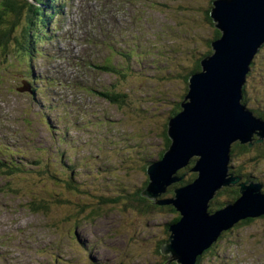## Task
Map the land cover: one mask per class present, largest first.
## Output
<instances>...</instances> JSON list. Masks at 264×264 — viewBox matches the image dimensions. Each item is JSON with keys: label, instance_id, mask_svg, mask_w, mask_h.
<instances>
[{"label": "rangeland", "instance_id": "obj_1", "mask_svg": "<svg viewBox=\"0 0 264 264\" xmlns=\"http://www.w3.org/2000/svg\"><path fill=\"white\" fill-rule=\"evenodd\" d=\"M47 1L42 8L50 12L47 20L52 28L49 38L43 37L42 46L39 43L38 53L17 61L12 58L13 47L7 46L4 51L11 59L6 57V64L0 65V145L15 154L10 166L24 169L0 172V264H142L157 263L161 257L168 262V255L158 248L164 240V246L170 244L169 223L176 215L158 213L156 208L138 215L133 211L137 203L127 198L141 191L148 179L147 166L170 148L159 123L167 125L174 106L181 111L195 60L213 55L210 44L221 37L215 39L216 28L197 18L207 0H126L127 14L121 1L117 7L112 0H57L54 12H63L58 20ZM186 9L188 16L177 13ZM202 10L206 18L207 11ZM84 30L89 32L87 39L98 43L77 44ZM32 33L34 40L41 36L40 29ZM256 53L252 76L241 88L248 93L249 86L264 84V43ZM73 56L74 62L84 58L91 69L72 64ZM106 59L114 73L105 71ZM18 62L32 65V72ZM23 80L32 85L34 94L16 92ZM103 92L115 94L114 102L103 98ZM62 133L65 139L58 136ZM100 136L106 142L103 147L94 140ZM116 137L121 142L111 144ZM245 144H254L253 150L229 154L234 159L228 165L262 183L264 196V140L257 137ZM192 158L172 175L181 181L165 186L153 199L145 197L148 203L154 200L155 206H166L163 201L175 200L173 188L187 187L197 179L191 169L199 157ZM61 172L73 180L72 193L64 182L58 185ZM50 174L53 179L46 177ZM236 187H222L217 199L208 203L209 210H221L215 202L230 199ZM75 197L85 210L77 216V228L66 204ZM232 229L223 230L220 240L205 254L199 253L193 264L198 257L200 264H264V214Z\"/></svg>", "mask_w": 264, "mask_h": 264}, {"label": "water", "instance_id": "obj_2", "mask_svg": "<svg viewBox=\"0 0 264 264\" xmlns=\"http://www.w3.org/2000/svg\"><path fill=\"white\" fill-rule=\"evenodd\" d=\"M210 16L221 37L210 44L213 55L199 61L202 71L190 75L181 111L168 122L171 146L146 171L150 182L141 192L148 199L155 198L165 186L181 181L172 177L178 169L192 157H199L191 169L198 174L197 179L187 187L174 189V201L161 204L172 205L180 215L179 221L168 228L172 241L160 251L178 264H193L223 230L264 214L261 185L253 183L241 185L237 204L207 213L216 191L240 180L225 174L232 142H249L257 129L256 136L264 140V123L244 109L239 94L256 49L264 43V0H216Z\"/></svg>", "mask_w": 264, "mask_h": 264}, {"label": "trees", "instance_id": "obj_3", "mask_svg": "<svg viewBox=\"0 0 264 264\" xmlns=\"http://www.w3.org/2000/svg\"><path fill=\"white\" fill-rule=\"evenodd\" d=\"M56 1L57 0H48L47 2L49 4H53V3H56ZM214 1H216V0H207L205 5H202V7L197 10V14L199 15V16L197 15L198 20L200 22L208 24L210 27H215L214 22H213V20H212V18L210 16V10H211V7H212ZM42 7H43V0H0V53H1L0 59H1L2 55H3V57L5 56L2 60H0L1 63H5V61L7 60L6 57L8 58V60L11 59L10 56L7 55L8 53L6 54V52L4 51V48L7 47V46H12L13 47V51L12 52L15 53V54H13L12 58L13 59L14 58L17 59V61L20 60L21 58L25 57V55H28L29 53H32L34 51L38 52L37 40H34L36 35H35V33H32V32L33 31H37L39 29L41 31L42 27L44 25H49V23H50L47 20V18H48L47 16L50 17V15H47V14H49V12L46 11L45 9H43ZM176 8H178V7L176 6ZM202 9H205L207 11L206 12V18L202 14V11H203ZM177 13L178 14L182 13V14H184L183 16H188V9H186L185 12H183L182 10H181V12H179V10H178ZM10 17H12V19H10ZM219 37H220V32L218 31L216 33V36H214V38L218 39ZM183 51H182V53H183ZM207 54L208 53H205V55H207ZM184 56H186V55H184ZM207 56H209V55H207ZM193 57H194V55H193ZM201 59L202 58L200 57V60ZM200 60L198 59L197 62L195 60V62H194L195 63V67L193 69V72H191L190 75H193V74H196V73H199V72L202 71L201 66H200V62H198ZM251 66L252 65L250 64L249 67H251ZM104 69H105V71H109V72L114 73L113 72V67H112L111 64H106ZM187 84H188V82H187ZM245 87H246V85L243 87V89ZM250 87L251 86H249V89H250ZM243 89H242V94H243L242 97H243V99H241L240 103L242 105H245L244 103L248 102V101H246V99H247V96H248L249 93L247 91H243ZM255 89L256 90L258 89L259 92L262 91L261 88H259L255 84H253L252 89L250 90V92L254 91ZM101 95L103 96V98H106L108 101L109 100L113 101L112 98H113V96L115 94H110L108 92H104V93H101ZM129 95L130 94L128 93L126 95V98H129L128 97ZM246 105H249V104H246ZM177 113H178V108L176 106H174L172 108V112L169 113L170 114L169 119H172L173 117H175ZM159 128H161L162 135H163V137L165 139L166 148H168V146L170 144V139L167 136L168 125H165V127H164V126H162L161 123H159ZM248 146L249 145H247V144H245L243 146V145L239 144L238 142L236 144H231L230 149H229V154L231 155V157H233L232 156L233 153H236L235 155L238 154L240 156L246 150L247 151L253 150L251 147H248ZM163 154H164V152H162L160 154L159 159L157 161H159L162 158ZM0 155H2L1 152H0ZM9 158H11V157H9ZM232 159H234V158H231V160ZM5 162L10 163V164L12 163V161L10 159H7ZM34 163L37 164V160ZM192 164H194V163H192ZM44 166H45V169H46V165L45 164H44ZM67 168L68 167H66L65 169H67ZM61 169L63 170V167ZM5 170H6L5 163L3 162V159L0 158V172L7 173V171H5ZM16 171H17V173H21L20 172L21 171L20 168H16ZM46 171H47V169H46ZM228 173H232L234 176L240 177L241 178V180H240L241 183L243 182L242 179H248V177H246V174H242L241 172H239V170H236V169L232 168L230 164L228 165ZM60 174H61V178L64 177V179L58 178L57 180H60L58 182V185H59V183L64 182L65 185H66L65 190L67 189L66 191L71 192L69 190V184H70V181L73 183V180L71 178H66V176L62 172ZM176 174H178V173H176ZM54 176L55 175L50 174L49 176H46V177H48L50 179H53ZM147 177H148V179L146 181V184L144 185V187H142L140 189L142 192L149 185V182H150L149 176H147ZM193 178H195V177H193ZM193 178H191L190 180H188V179L182 180L181 184H184L185 181H187V182L188 181H192ZM247 181H250V180H247ZM236 185H237V187L233 188L234 190L232 192V196H231L230 199H221L222 202H219V203H222V204H219L218 202H215L214 207H216V209L218 208V209L222 210L227 204H229V205L237 204L238 199L241 197V193H240L241 187L238 184H236ZM176 188H178V186H176L173 189H176ZM141 191H139L138 193L135 191L136 193L133 192L127 198V201L137 203L138 206H136V208L133 209V211L135 213H137L138 215L139 214L147 215L151 211V209L156 208L157 209L156 211L158 213H163L164 211L165 212H169L170 211L171 213H174V215H176L174 217V220H172L171 223H169V226L170 225H174L176 222L179 221L180 215L174 209V207L172 205H168V206L166 205V206H162L160 208L158 205L157 206L154 205V203H153L154 200L152 202L148 203L147 199L141 193ZM222 192H223V189H221V188L218 191H216L214 197L210 200L209 204L213 203L217 199L218 195H220ZM171 193L173 194V192H171ZM261 193H263L262 189H261ZM122 196H125V194L122 195ZM74 199H75V201L74 200L66 201V204H68L67 205V207H68L67 212L69 211L70 216L75 217V219H74L75 220L74 228H77L78 226H80V221L77 218V216L80 215L81 213H83L85 210H84V208H82L78 204L77 197H75ZM41 202H43V201H41ZM217 205H218V207H217ZM94 211H95V214H99L98 213L99 211H97V210H94ZM176 213H178V214H176ZM207 213L209 215H211V214L216 213V211H215L214 208L212 210H209V208H208L207 209ZM251 219H253V218H247V219L239 221L238 223L239 224L240 223H247V222L249 223V221H251ZM237 224H235L232 228H234ZM232 228H230V229H232ZM230 229H228V230L230 231ZM223 233L224 232L220 233V236L217 238V240L215 242L220 240V237L222 236ZM167 237H169V236H167ZM165 242H166V240H164L163 243L161 245H159V248H158L159 252L162 251L161 249L164 246ZM214 243L210 246V248L204 250L202 254H205L209 249H211L213 247ZM200 259H202V258L198 257V261H197L196 264H200V262H201ZM161 260H162V257H161ZM161 260H158L157 263H155L154 261H149V262H142V264H145V263L146 264H178L176 262L175 263L174 262H170V261L167 262L166 258H163L164 261H161Z\"/></svg>", "mask_w": 264, "mask_h": 264}, {"label": "flooded vegetation", "instance_id": "obj_4", "mask_svg": "<svg viewBox=\"0 0 264 264\" xmlns=\"http://www.w3.org/2000/svg\"><path fill=\"white\" fill-rule=\"evenodd\" d=\"M256 56H257V53H256ZM256 56H255V58H256ZM258 57H259V55H258ZM251 67H249V71H248V74H247V76H246V82H245V84H244V86L246 85V84H248V82H249V80H250V75H251V70L253 69V67H254V65H255V61H254V58H253V60H252V62H251ZM263 74H264V72H263ZM252 76V75H251ZM263 75L262 74H259V77H262ZM256 85V84H255ZM259 88H261V90L262 91H260L261 92V94H259L258 92V90H257V94L255 95L254 94V91H256V89L254 90V91H251V92H253L252 94H251V92L248 94V96H247V99H246V101H248L247 103H244L245 105V108L250 112V114L254 117V118H256V119H259L260 121H262V122H264V110H263V105H264V99L263 98H261V95L264 93V84H261V86L259 87ZM252 89V86L250 87V90ZM255 95V96H254ZM242 99H243V97H242ZM245 101V102H246ZM246 104H249V105H246ZM260 132V131H259ZM260 133H262V132H260ZM257 134H259L258 133V129H257V132H253V134H251V139H250V142L252 141L253 143L255 142V140H256V138H257ZM247 145H249V144H247ZM254 146V144L251 146H249V147H252V148H254L253 147ZM243 181H245V179H243ZM260 184H262V183H260Z\"/></svg>", "mask_w": 264, "mask_h": 264}, {"label": "bare ground", "instance_id": "obj_5", "mask_svg": "<svg viewBox=\"0 0 264 264\" xmlns=\"http://www.w3.org/2000/svg\"><path fill=\"white\" fill-rule=\"evenodd\" d=\"M215 2V1H214ZM213 6V5H212ZM211 9H212V7H211ZM210 12H211V10H210ZM53 16V15H52ZM92 17V16H91ZM53 20V19H52ZM47 38V37H46ZM131 51H133V50H131ZM98 93V92H97ZM239 94H241V98H242V96H243V94H242V91L241 90H239ZM244 107V106H243ZM245 109V108H244ZM254 118V117H253ZM168 136V135H167ZM169 138V137H168ZM191 159H193V158H191ZM190 162V161H189ZM228 172V171H227ZM126 173V172H125ZM232 175V174H231ZM233 176V175H232ZM239 178V177H238ZM240 179V178H239ZM239 181V180H238ZM238 181L236 182V184L238 183ZM244 183H251V182H244ZM244 183H240V184H238L240 187H241V185H243L244 187H248V184H244ZM236 184H233V185H236ZM255 184V183H254ZM182 185V184H181ZM259 193L261 194V192H260V189H259ZM233 230V229H232ZM170 241V240H169ZM163 246V245H162Z\"/></svg>", "mask_w": 264, "mask_h": 264}, {"label": "clouds", "instance_id": "obj_6", "mask_svg": "<svg viewBox=\"0 0 264 264\" xmlns=\"http://www.w3.org/2000/svg\"><path fill=\"white\" fill-rule=\"evenodd\" d=\"M189 163H191V162H189ZM241 179V178H240ZM247 180H249V179H245V181H247ZM251 181V180H250ZM251 182H253V183H258V182H256V181H251Z\"/></svg>", "mask_w": 264, "mask_h": 264}]
</instances>
